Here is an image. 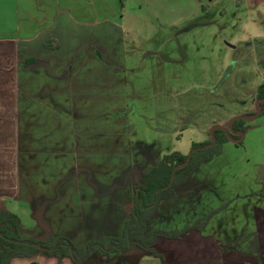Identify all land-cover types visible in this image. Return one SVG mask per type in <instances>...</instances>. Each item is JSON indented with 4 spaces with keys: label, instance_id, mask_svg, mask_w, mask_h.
Returning <instances> with one entry per match:
<instances>
[{
    "label": "crops",
    "instance_id": "1",
    "mask_svg": "<svg viewBox=\"0 0 264 264\" xmlns=\"http://www.w3.org/2000/svg\"><path fill=\"white\" fill-rule=\"evenodd\" d=\"M73 1L20 0L22 12L13 3V13L23 17V24H0V210L19 217L23 240L66 238L84 248L122 236L134 203L135 180L140 182L165 154L161 149L146 151L139 143L140 155L134 158L125 76L111 47L102 41L92 44L91 34L84 44L77 43L73 33L65 41L60 35V19L75 23ZM28 60L39 64L26 66ZM263 61L261 55L252 64L258 67ZM258 75L247 99H256V83H264V68ZM224 84L204 94L216 97ZM158 104L156 100L157 113ZM182 105L175 127L159 126L164 139H170L173 128L177 134L185 122L194 124L191 101ZM243 105V115L251 116L252 104ZM221 115L213 116L210 124L226 126L235 113ZM194 143L204 144L187 141L188 146ZM199 171L162 202L160 212L163 204L190 199ZM251 211L253 239L245 250L192 231L179 240L158 239L155 250L162 260L133 250L94 255L84 264H264V207L255 204ZM32 263L58 264L43 254L10 262ZM60 264L73 263L64 259Z\"/></svg>",
    "mask_w": 264,
    "mask_h": 264
},
{
    "label": "rangeland",
    "instance_id": "2",
    "mask_svg": "<svg viewBox=\"0 0 264 264\" xmlns=\"http://www.w3.org/2000/svg\"><path fill=\"white\" fill-rule=\"evenodd\" d=\"M19 1L0 3V24H23V17L13 13V3L19 7ZM71 7L75 23L57 22L64 41L73 33L77 43L84 44L85 36L91 34L92 44L106 43L113 58L120 61L116 65L126 81L134 158L140 155L139 143L153 153L161 149L165 155L176 151L188 155L191 146L187 141L210 143L209 131L223 126L210 124L213 116L235 113L231 120L243 115L244 102L252 104L255 112L257 100L247 99L246 93L264 68V61L258 67L252 64L264 55L263 2L74 0ZM223 83L216 97L204 94ZM185 100L191 101L194 124L187 121L177 134L173 128L170 139H164L158 134L159 126L175 127ZM245 128L240 143L225 142L220 153L201 166L190 199L163 204L151 227L181 230L186 223L191 225L217 211L203 235L236 250L248 248L254 232L251 208L255 204L264 207V113L245 122ZM140 183L135 180L136 185Z\"/></svg>",
    "mask_w": 264,
    "mask_h": 264
},
{
    "label": "trees",
    "instance_id": "3",
    "mask_svg": "<svg viewBox=\"0 0 264 264\" xmlns=\"http://www.w3.org/2000/svg\"><path fill=\"white\" fill-rule=\"evenodd\" d=\"M46 46L49 47L50 44L46 43ZM99 55L104 58L102 54ZM33 64H39V62L26 61V66ZM263 97L264 84L258 87L256 100ZM263 113L264 104L261 105V114ZM231 131L233 132L231 137L235 140L238 139L240 134L246 132L245 121L233 122ZM212 136L216 143L211 148L202 149L209 143H194L188 155L173 152L163 156L158 164L144 176L141 183L134 187V203L130 218L120 238H107L91 242L84 248L75 247L66 238H50L45 242L23 240L20 236L19 217L12 212L0 210V264H10L14 259H33L42 254L56 259L58 264L64 259L70 260L73 264H84L94 255L129 254L133 250H140L162 260L161 255L155 250L158 239L179 240L192 231L202 232L209 220L217 213V211H212L191 225L186 223L181 230L151 227V223L160 212L162 202L170 199L177 191L185 187L201 166L217 156L220 153L221 145L228 141L226 133L219 129L214 130ZM188 158V164L174 172V179L170 183L174 169L183 165Z\"/></svg>",
    "mask_w": 264,
    "mask_h": 264
},
{
    "label": "water",
    "instance_id": "4",
    "mask_svg": "<svg viewBox=\"0 0 264 264\" xmlns=\"http://www.w3.org/2000/svg\"><path fill=\"white\" fill-rule=\"evenodd\" d=\"M264 104V97L262 99H259L256 101L255 103V112L253 115L251 116H245V115H240V116H235L234 118H232L228 124L226 126H216V127H213L212 130H221L223 132L226 133L227 135V139L228 141L232 142V143H240L242 141V139L244 138V134L245 133H242L240 134L239 138L238 139H233L231 137V134H233V132L231 131V125L233 122L235 121H238V120H243L245 122H252L254 121L256 118H258L261 114V105ZM216 141H215V138L212 136L211 134V141L209 144L205 145L202 147L203 150H206L208 148H211L215 145ZM189 162V158L186 160V162L181 165V166H178L174 169L173 173L171 174V178H170V183H172L173 179H174V172L177 170V169H180V168H184Z\"/></svg>",
    "mask_w": 264,
    "mask_h": 264
},
{
    "label": "flooded vegetation",
    "instance_id": "5",
    "mask_svg": "<svg viewBox=\"0 0 264 264\" xmlns=\"http://www.w3.org/2000/svg\"><path fill=\"white\" fill-rule=\"evenodd\" d=\"M213 131H214V130H211V133H210V134H212V133H213Z\"/></svg>",
    "mask_w": 264,
    "mask_h": 264
}]
</instances>
